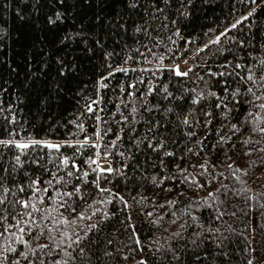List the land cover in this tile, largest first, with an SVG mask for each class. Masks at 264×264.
<instances>
[{"label":"trees","instance_id":"1","mask_svg":"<svg viewBox=\"0 0 264 264\" xmlns=\"http://www.w3.org/2000/svg\"><path fill=\"white\" fill-rule=\"evenodd\" d=\"M261 104L264 0H0V264H264Z\"/></svg>","mask_w":264,"mask_h":264},{"label":"snow or ice","instance_id":"2","mask_svg":"<svg viewBox=\"0 0 264 264\" xmlns=\"http://www.w3.org/2000/svg\"><path fill=\"white\" fill-rule=\"evenodd\" d=\"M85 2L87 3V0H85ZM252 2L254 3L255 0H252ZM128 6L135 8L137 5L135 4V2H133V3L129 4ZM251 15H252V13L249 12V13H248V16L241 17V19L237 20L234 24H232L231 27H232V28H236L239 24L242 23V21L247 20L248 17L251 16ZM57 18H59V13H57ZM226 31H227V29H226ZM178 34H179V33H177V35H178ZM224 34H225V33H221V35H224ZM219 39H220V37L218 36V37L216 38V41H212V42L215 43V42L219 41ZM237 67H240V65H237ZM117 71H124V72H127L128 70H127V69H117ZM173 71L175 72V75H177V76H187V75H188L187 72H182V71H180L178 67L174 68ZM189 71H191V69H189ZM60 75H64V69H63V68L60 69ZM109 75H112V73H109ZM103 79H106V77L103 78ZM248 79L251 80V79H253V77L249 76ZM101 86H102V87H106V85H103V84H102ZM130 87H132V86L130 85ZM165 91H166V88H165ZM248 91H251V89H249ZM129 95H132V93H129ZM169 95H171V94H169ZM211 95H215V93H211ZM166 98H167V97H166ZM197 102H198V101H196V100L193 101V103H197ZM93 103H97V101H93ZM216 107L219 108V107H221V105H220V104H217ZM260 107H261V108H264V104H261ZM170 110H171V109H169V111H170ZM87 111H88V112H92V111H93L91 105L87 106ZM132 111L135 112L136 109L133 108ZM208 115H210V113H208ZM97 119H99V117H97ZM184 123L187 124V123H189V121H188L187 119H185ZM79 127L81 128V130H83V126H82V125H80ZM235 127H236V126L233 125V128H235ZM261 131H264V129H261ZM10 144H11V145H14L15 148L21 150V154H24L23 150H26V149H28V148H30V147H33V146H36V145H41V144H42L44 147L48 148V149H54V150H56V151H59V149H60L61 146H62V145L59 144V143H57V144H53V143H50V142H47V141H40V140H34V139H30L28 142H17V141H9V140H0V145H4L5 147H7V146L10 145ZM86 145H88V140H87V139H86L85 141L82 142L81 147H84V146H86ZM69 146H71V145H69ZM148 146H149L150 148L153 147V145H152L151 143H149ZM91 147L95 148V147H97V145L93 144V145H91ZM162 147H163V144L161 143V144L158 146V148H154V150H159V148H162ZM165 155H167V156H172L173 153H172V152H166ZM15 160H16L17 164H19V163H20V155H17V156L15 157ZM68 162H69V161H68V158H66V157H65V158L63 159V161H62V163H63L64 165H67ZM91 163H92V164H95V163H96V160H91ZM73 167H76V165L73 164ZM229 167H231V165H229ZM5 171H6V169H5ZM94 171H95V169H94ZM100 171H101V173L104 172V171H107V172L111 173V172L113 171V169H112L111 167H108V168H106V169H100ZM117 171H119V170H117ZM72 175H73V173H72L71 171H69V172H68V176H72ZM83 175H84L85 177H87V176H88V173H87V172H84ZM33 183H35V182H33ZM49 183H51V182L49 181ZM94 183L97 185V187H99V177H98L97 181H94ZM2 190H3L4 192H8V191H9L8 188H3ZM21 190H23V189H21ZM100 190H101V191H108V189H100ZM43 191H47V189H43ZM75 191H76L77 193H79V192H80V189L77 187V188L75 189ZM65 195L70 196V195H72V194H71V193H65ZM209 195H211V193H210ZM108 202H111V201H108ZM3 203H5V200H4L3 198H0V204H3ZM20 203L22 204V206H23L24 208H28V207L30 206L28 203H25V202H20ZM31 207L33 208L34 211L36 210L35 205H31ZM149 215H151V213H149ZM81 218L83 219L84 217L82 216ZM0 219H3V218H0ZM12 227H13V225H9V229L12 228ZM94 228H96V225H95V224H93V225L90 226V230H91V229H94ZM5 231H8V229H5ZM18 231H19L21 234H23V233L25 232V228H24V227H19V228H18ZM13 235H15V233H13ZM85 238H86V234H85V237H79V238L75 241V243L78 244V243L80 242V240L85 239ZM16 239H17V241H19V242H24V241H23V235H18V236H16ZM137 243H139V241H137ZM43 247H44L43 245L40 246V248H43ZM11 251H16V250H15V249H11ZM80 251H81V253H82V252H83V249H81ZM19 255H20V256H23L25 259H27V255H26L25 253L22 252V253H20ZM14 264H19V261H18V260L15 261ZM41 264H43V262H41ZM57 264H58V262H57ZM140 264H144V262L141 261ZM249 264H252V261H249Z\"/></svg>","mask_w":264,"mask_h":264},{"label":"rangeland","instance_id":"3","mask_svg":"<svg viewBox=\"0 0 264 264\" xmlns=\"http://www.w3.org/2000/svg\"><path fill=\"white\" fill-rule=\"evenodd\" d=\"M178 68H179L180 71L183 70V68H182L181 66H178ZM99 167H100L101 169H106V168L109 167V165H108L107 163H101V164H99Z\"/></svg>","mask_w":264,"mask_h":264}]
</instances>
